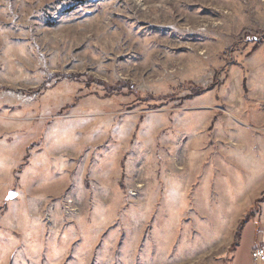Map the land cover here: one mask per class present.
<instances>
[{
	"label": "rangeland",
	"instance_id": "obj_1",
	"mask_svg": "<svg viewBox=\"0 0 264 264\" xmlns=\"http://www.w3.org/2000/svg\"><path fill=\"white\" fill-rule=\"evenodd\" d=\"M262 224L264 0H0V264H255Z\"/></svg>",
	"mask_w": 264,
	"mask_h": 264
},
{
	"label": "built area",
	"instance_id": "obj_2",
	"mask_svg": "<svg viewBox=\"0 0 264 264\" xmlns=\"http://www.w3.org/2000/svg\"><path fill=\"white\" fill-rule=\"evenodd\" d=\"M260 227L256 230L257 242H255V246L250 252L251 258L255 264H264V225L262 224Z\"/></svg>",
	"mask_w": 264,
	"mask_h": 264
},
{
	"label": "trees",
	"instance_id": "obj_3",
	"mask_svg": "<svg viewBox=\"0 0 264 264\" xmlns=\"http://www.w3.org/2000/svg\"><path fill=\"white\" fill-rule=\"evenodd\" d=\"M245 221H246V219H245ZM245 221L243 222V224L240 226V232H241V230H242V228H243V225L245 224ZM238 237H239V235H238ZM238 237H237V239H238ZM238 245V242H236L235 244H234V248H233V250L231 251V252H233V251H235V247ZM231 259H232V255H230V258H229V261H230V263H231Z\"/></svg>",
	"mask_w": 264,
	"mask_h": 264
},
{
	"label": "water",
	"instance_id": "obj_4",
	"mask_svg": "<svg viewBox=\"0 0 264 264\" xmlns=\"http://www.w3.org/2000/svg\"><path fill=\"white\" fill-rule=\"evenodd\" d=\"M16 197V193H14V192H8V194H7V199H13V198H15Z\"/></svg>",
	"mask_w": 264,
	"mask_h": 264
},
{
	"label": "crops",
	"instance_id": "obj_5",
	"mask_svg": "<svg viewBox=\"0 0 264 264\" xmlns=\"http://www.w3.org/2000/svg\"><path fill=\"white\" fill-rule=\"evenodd\" d=\"M252 250V249H251Z\"/></svg>",
	"mask_w": 264,
	"mask_h": 264
}]
</instances>
